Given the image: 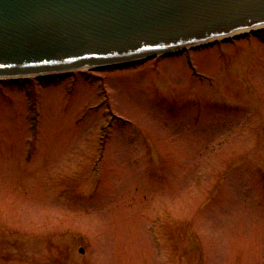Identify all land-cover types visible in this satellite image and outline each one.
Here are the masks:
<instances>
[{
  "label": "rangeland",
  "instance_id": "374dc122",
  "mask_svg": "<svg viewBox=\"0 0 264 264\" xmlns=\"http://www.w3.org/2000/svg\"><path fill=\"white\" fill-rule=\"evenodd\" d=\"M0 264H264V27L0 78Z\"/></svg>",
  "mask_w": 264,
  "mask_h": 264
},
{
  "label": "water",
  "instance_id": "95a60500",
  "mask_svg": "<svg viewBox=\"0 0 264 264\" xmlns=\"http://www.w3.org/2000/svg\"><path fill=\"white\" fill-rule=\"evenodd\" d=\"M262 23L264 0H0V76L170 54Z\"/></svg>",
  "mask_w": 264,
  "mask_h": 264
},
{
  "label": "bare ground",
  "instance_id": "6f19581e",
  "mask_svg": "<svg viewBox=\"0 0 264 264\" xmlns=\"http://www.w3.org/2000/svg\"><path fill=\"white\" fill-rule=\"evenodd\" d=\"M260 27H264V23H262L260 26H257V25H255V26H251L250 28L249 27H246V28H243V29H240V30H236V31H234V33H231V34H228V35H222V36H219L218 38H216V39H221V38H224V37H228V36H232V35H235V34H238V33H241V32H243V31H247V30H253V29H258V28H260ZM238 31V32H237ZM84 68H86V67H80V69H84Z\"/></svg>",
  "mask_w": 264,
  "mask_h": 264
}]
</instances>
